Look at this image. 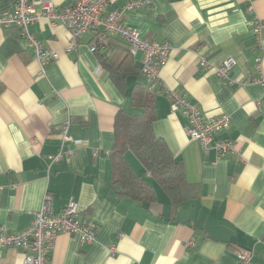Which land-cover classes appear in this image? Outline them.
<instances>
[{
	"label": "crops",
	"instance_id": "0c3cea01",
	"mask_svg": "<svg viewBox=\"0 0 264 264\" xmlns=\"http://www.w3.org/2000/svg\"><path fill=\"white\" fill-rule=\"evenodd\" d=\"M32 1L40 6L41 0ZM51 1L58 11L68 4ZM146 1V7L123 13L124 24L142 38L171 44L160 72L165 90L183 93L206 116L228 115L230 125L221 135L237 144L239 154L218 159L214 151L203 150L188 136L184 113L160 91L155 133L183 162L197 195L173 207L129 151L127 162L153 186L156 201L119 196L111 185L107 153L114 147L117 115L142 111L131 100L134 86L145 82L142 54L133 56L126 87L119 89L91 50L97 31L67 52L66 26L46 18L34 23L30 31L59 52L41 73L35 50L19 30L0 27V227H29L50 192L56 213L74 199L82 219L97 226L92 244H81L77 235H59L52 264H237L240 249L253 251L252 264H264V84L256 82L258 57L264 73V30L261 41L252 32L253 21L264 19V0ZM16 2L0 0V15ZM126 2L117 0L108 12ZM202 57L212 65L235 59L232 83L203 67ZM66 123L72 140L63 145ZM60 153L62 158L52 162L50 157ZM0 264H24V254L2 249Z\"/></svg>",
	"mask_w": 264,
	"mask_h": 264
},
{
	"label": "built area",
	"instance_id": "2783aa9c",
	"mask_svg": "<svg viewBox=\"0 0 264 264\" xmlns=\"http://www.w3.org/2000/svg\"><path fill=\"white\" fill-rule=\"evenodd\" d=\"M116 2L117 0H68L67 6L58 11L51 0H41L38 8L32 0H17L12 10L0 15V27L3 29L15 27L19 30L20 37L35 50L41 73H44L46 65L59 58V52L47 48L30 31V27L40 19L59 21L67 27L71 39L67 52L75 50L80 38L89 31H97L91 46L93 52L104 46L107 34L115 35L128 44L132 56L142 54V73L149 89L156 92L165 90L160 72L169 61L171 44L168 41L159 42L142 38L138 30L127 27L123 21L125 11L141 9L150 1L127 0L121 9L108 12V8ZM252 26L253 35L261 41L264 19L254 20ZM201 65L214 70L219 78L232 83L230 73L236 65L235 59L229 58L221 65H212L202 57ZM256 70L259 75L256 82L264 84L260 57L256 59ZM165 92L172 108L182 111L188 119L186 132L192 141L197 142L206 152L214 151L218 159L239 154L237 144L221 135L230 125L228 115L206 116L198 105L183 93L168 89ZM68 127L69 123H66L61 129L63 145L72 140L68 134ZM74 143L78 146L83 144L82 141ZM98 154L99 150L96 149L94 156ZM61 158L62 153L50 157L52 162ZM61 234L77 235L81 244H92L97 239V226L92 219H82L80 205L74 199H71L61 212L56 213L53 196L50 192H46L41 207L34 213V219L29 227L21 231H11L4 225L0 227V250L14 248L22 252L24 264H52L50 253L56 238ZM188 245L193 246L194 242L190 241ZM111 250L114 252L115 246ZM252 261L253 251L248 249L238 251L237 264H252Z\"/></svg>",
	"mask_w": 264,
	"mask_h": 264
},
{
	"label": "trees",
	"instance_id": "16d2710c",
	"mask_svg": "<svg viewBox=\"0 0 264 264\" xmlns=\"http://www.w3.org/2000/svg\"><path fill=\"white\" fill-rule=\"evenodd\" d=\"M96 53L102 67L110 72L119 89L126 87V77L132 70L128 44L114 41L110 34L104 46ZM158 92L149 89L147 83L136 84L131 93L132 104L142 111L138 115L121 112L115 121V143L110 153L111 185L119 196L145 203L156 201L153 186L137 174L126 160L130 151L142 163L146 172L169 195L173 207L194 199V185L187 181L184 164L171 153L165 141L154 130L156 121L155 96Z\"/></svg>",
	"mask_w": 264,
	"mask_h": 264
}]
</instances>
